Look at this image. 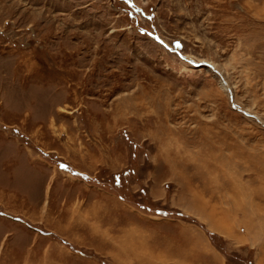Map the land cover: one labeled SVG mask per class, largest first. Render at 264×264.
<instances>
[{"label": "rangeland", "instance_id": "obj_1", "mask_svg": "<svg viewBox=\"0 0 264 264\" xmlns=\"http://www.w3.org/2000/svg\"><path fill=\"white\" fill-rule=\"evenodd\" d=\"M3 149L23 196H0V264H131L114 218L99 235L60 219V192L18 205L29 169L74 185L71 205L105 191L159 219L184 261L253 264L237 235L264 239V0H0Z\"/></svg>", "mask_w": 264, "mask_h": 264}, {"label": "crops", "instance_id": "obj_2", "mask_svg": "<svg viewBox=\"0 0 264 264\" xmlns=\"http://www.w3.org/2000/svg\"><path fill=\"white\" fill-rule=\"evenodd\" d=\"M5 155H6V152L3 149V153L2 154L0 153V161L1 160L3 161V159L6 158ZM14 164L16 168H19L20 166L25 165L26 163L16 162ZM27 174L39 180L38 186L37 185L30 186L32 187L35 193L34 199L24 200L23 203L20 200L18 205L56 204L55 202H53L54 199L49 197V194L60 192L62 195L65 194L66 198L68 199V200L66 199L67 205H65V207L66 209L69 210L67 212V215H64V217L66 218L61 217L60 219L65 220L67 222V226L70 225V227H73L75 223L77 224V226H81V225L83 226L84 222H86L85 223L86 225L87 224L91 225L90 224L91 220H93L92 222L96 221L95 225L93 224L91 226H94L95 228H97L95 230L97 231L99 235L101 234L105 235L107 231L106 229L107 227L101 229L97 225L100 224V226H107V219L114 218L113 220H114V224L116 225V231L118 229H121L120 230L121 235L124 234V237H125L117 241L116 244L113 245L115 247L114 251H116V255L118 254V251L119 252L126 251L125 253L126 255H123L122 258L123 257L130 258L129 261L131 264H168V261L170 260L171 261L174 260L176 263H179V264H202V259L197 258L196 255H195L194 260L184 261V259H182V256L185 255L186 248L183 245V241L179 239L173 240L174 247L172 250V244H171L172 240H171L170 233L165 232L161 230L160 228H157L161 226L160 225L161 221H159V219H157V221H153L155 219L153 220L150 219L151 222L153 221L156 223H152L153 226L148 227L146 217L141 216L139 211L134 210L133 208L131 209L129 205H124L123 203H120L118 201L111 202L112 204L108 205L106 199L107 197H109V199L111 197L108 196L105 191L97 192L98 194H101V199H103V201L94 200V202L93 203L91 202L90 205H71L73 204L72 202L74 200L73 194L75 193V190H78L77 188H75L74 185L72 186V185H69L68 183L66 184L61 179L58 180L55 176L53 177L52 175L50 176L46 174L44 170H35L33 172L31 169H29L27 171ZM46 179H49L47 183H45ZM88 190H89L88 191L89 193H96V191H94L96 189L94 188L90 187L88 188ZM7 193H9V195L13 193V195L17 196L18 198L23 196V193L21 192V188L19 190L14 189L9 186V183L6 182L4 184V182L1 180L0 181L1 199L6 197ZM69 193L71 194V196H69ZM216 224L217 223L215 222L213 223V225L215 226ZM221 227L225 228L223 224H221ZM217 228L220 229L219 226ZM179 235L180 234H178V237ZM185 237L186 236H184V238ZM251 237L252 238H247L244 235H239V234L237 235L238 241L248 242L250 246L254 247V250L252 252V263L253 264H264V239H261L260 237L257 238L256 236H251ZM99 239L101 238L99 237ZM201 241H202V238L200 235L199 241H198L200 242L198 243V246L200 247L202 243ZM185 244H186V241H185ZM196 244H197V240H195V247L197 246ZM197 251H199L200 254H202L203 249L198 248ZM219 252L214 250V248L210 249L208 252L209 253L208 256H212L218 264L221 263V257L219 256L220 254ZM189 256H192V255L190 254ZM224 263L225 261H222V264Z\"/></svg>", "mask_w": 264, "mask_h": 264}, {"label": "trees", "instance_id": "obj_3", "mask_svg": "<svg viewBox=\"0 0 264 264\" xmlns=\"http://www.w3.org/2000/svg\"><path fill=\"white\" fill-rule=\"evenodd\" d=\"M156 213H158V214H163V213H160V212H156Z\"/></svg>", "mask_w": 264, "mask_h": 264}, {"label": "bare ground", "instance_id": "obj_4", "mask_svg": "<svg viewBox=\"0 0 264 264\" xmlns=\"http://www.w3.org/2000/svg\"><path fill=\"white\" fill-rule=\"evenodd\" d=\"M223 86L225 85V84H222Z\"/></svg>", "mask_w": 264, "mask_h": 264}]
</instances>
